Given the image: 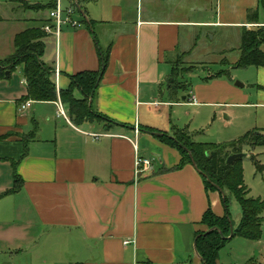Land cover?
I'll list each match as a JSON object with an SVG mask.
<instances>
[{"label":"crops","instance_id":"1","mask_svg":"<svg viewBox=\"0 0 264 264\" xmlns=\"http://www.w3.org/2000/svg\"><path fill=\"white\" fill-rule=\"evenodd\" d=\"M70 2L61 0L64 7ZM259 2L84 3L80 8L88 23L94 21L93 28L86 21L79 28L63 26L58 38L47 34L42 60L58 69L54 81L59 91L69 86L70 75L97 70L98 49L109 47L92 100L101 121L74 125L58 115L56 101L31 100L20 111L18 100L26 93L22 65L0 78V264H203L194 250L196 232L204 228L202 214L208 202L218 216L224 206L218 192H206L192 164L176 168L180 153L155 135H171L173 125L170 120L157 125L154 115L182 104L228 105L232 87L224 80H206L176 93L165 81L173 64L196 49L202 32L260 24L249 23L246 15ZM34 12L0 17V23L15 24L12 47L16 34L47 22L48 9ZM74 95L81 96L77 90ZM223 112L228 119V111ZM130 140H137L139 156L152 159L138 178ZM14 171L22 183L4 194L13 186Z\"/></svg>","mask_w":264,"mask_h":264},{"label":"trees","instance_id":"2","mask_svg":"<svg viewBox=\"0 0 264 264\" xmlns=\"http://www.w3.org/2000/svg\"><path fill=\"white\" fill-rule=\"evenodd\" d=\"M20 3L24 9L34 11L54 7L55 2L41 5L30 4L26 0H14ZM72 6L79 12L78 6L83 7L84 3L94 0H70ZM257 10L249 11L247 20L249 23H257ZM86 23L85 18L81 17ZM87 26L93 28L94 21L87 22ZM47 34L42 26L28 28L15 35L13 39V52L3 59H0V78H5L6 72L11 73L16 66L22 65V74L26 82V93L18 100L19 106L27 101L52 102L58 99L62 103L67 117L74 125H81L85 122L101 121L104 118L98 115L93 109L92 100L108 61L109 47L98 49L99 68L97 70H83L69 76V86L66 89L57 91L54 75L55 68L42 60L45 44L43 39ZM264 43V22L250 28L242 27L239 44V58L235 65L237 67L255 66L264 68V51L260 48ZM181 60L173 64L171 73L166 78V86L170 92L176 93L180 88H186L188 84L179 80L182 70L192 68L183 67ZM220 77L221 74L215 75ZM214 76V77H215ZM212 78V76L210 77ZM80 92L81 96L76 97L74 91ZM187 96V95H186ZM91 100V101H90ZM148 130V129H147ZM153 133L152 129H149ZM155 134L160 141L178 150L181 159L176 168L185 164H195L206 192H218L220 201L224 206V214L216 215L211 208L210 202L202 214L200 223L204 226L195 235L196 251L203 264H217L218 251L223 244L234 236L246 239L257 240L261 235L262 213L264 212V200L248 196V191L243 183L242 170L239 160L235 159L227 163L230 154L244 152L245 147L264 146V128L253 129L242 137L225 144L201 143L193 140L192 135L186 128L172 126V134L156 131ZM26 137L24 146H27ZM250 159L257 169L259 166L255 155L250 154ZM22 183L21 178L14 171L13 186L4 192L12 193ZM227 192L238 202L241 209V217L233 232L230 235V225L233 223L228 212ZM211 229V230H210ZM210 230L204 235V233Z\"/></svg>","mask_w":264,"mask_h":264},{"label":"rangeland","instance_id":"3","mask_svg":"<svg viewBox=\"0 0 264 264\" xmlns=\"http://www.w3.org/2000/svg\"><path fill=\"white\" fill-rule=\"evenodd\" d=\"M26 1L33 3L41 0ZM47 1L49 3L51 0ZM259 1L257 20L261 23L264 22V0ZM62 3L66 4L68 0H62ZM34 13V10L24 9L14 0H0V17H27ZM14 27L15 24L13 26L8 22L0 23V54L8 49L12 52L13 47L9 39L12 31L16 29ZM241 29L228 26L202 32L196 49L183 59V67L192 68L182 70L179 75V80L188 84L189 88L206 80L228 82L232 87V90L228 91V105L222 103L217 106L195 107L182 104L172 110L167 108L163 111L164 115H154L157 125H168L170 120L169 127L172 124L178 128H186L193 140L218 144L236 140L253 129L264 128V68L235 65L240 53ZM260 48L264 51V43ZM16 74L18 76L20 73L16 71ZM217 74L221 76L216 77ZM186 93L184 91L185 95ZM223 110L228 111V119L225 118ZM140 119L141 123H144L145 118L142 115ZM244 153L245 156L240 158L239 164L248 196L264 200V146H247ZM250 154L255 155L259 166H262L260 169L252 163ZM227 198L232 227H236L241 217V209L236 199L228 192ZM58 244L63 246L64 239H59ZM58 254H63V251H58ZM217 264H264V212L260 238L251 240L234 236L228 239L218 251Z\"/></svg>","mask_w":264,"mask_h":264},{"label":"built area","instance_id":"4","mask_svg":"<svg viewBox=\"0 0 264 264\" xmlns=\"http://www.w3.org/2000/svg\"><path fill=\"white\" fill-rule=\"evenodd\" d=\"M47 18H48L47 22L42 26V29L46 34H52L56 38H58L61 32V28L63 26L79 28L83 24L81 17H78V13L74 8V6L69 5L63 7L61 4V0H55L54 7L48 10ZM55 74L56 75L58 74L57 68H55ZM30 104H31V100H27L23 102L20 105V111H24L27 108H29ZM56 104H57L58 115L68 120L66 111L59 99L56 101ZM138 134H139L138 127L135 126L134 128L135 138L138 136ZM92 136L96 138L98 137V134H93ZM130 141L136 150V155L134 158V176L138 178L143 171L151 167L152 159L139 156L137 154L136 140H130Z\"/></svg>","mask_w":264,"mask_h":264},{"label":"water","instance_id":"5","mask_svg":"<svg viewBox=\"0 0 264 264\" xmlns=\"http://www.w3.org/2000/svg\"><path fill=\"white\" fill-rule=\"evenodd\" d=\"M78 9H79L80 13L82 14L83 18L86 19V16H85V14L82 12V9L80 8V6H78ZM86 21L88 22V20H86ZM6 73H8V72H6ZM237 85L242 86L241 84H237ZM90 101H91V100H90ZM155 134H161V133H157V132H156ZM244 156H245V153H244V152L230 154V155L228 156V158H227V163H230V162H232L233 160L238 159V158H242V157H244ZM192 165L195 167V164H194L193 161H192ZM195 168H196V167H195ZM196 170H197V169H196ZM197 171H198V170H197ZM198 172L201 173L200 171H198ZM210 230H211V229H210ZM210 230H207V231L204 233V235H205L206 233H208ZM232 232H233V227H232V225H230V235H229V237L231 236ZM195 239H196V238H195ZM195 239H194V250H195V253L197 254ZM197 255H198V254H197ZM198 256H199V255H198Z\"/></svg>","mask_w":264,"mask_h":264}]
</instances>
